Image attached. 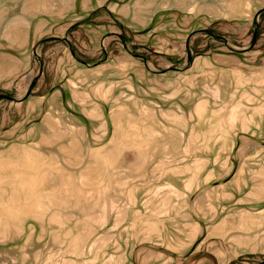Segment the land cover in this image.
<instances>
[{"label": "crops", "instance_id": "obj_1", "mask_svg": "<svg viewBox=\"0 0 264 264\" xmlns=\"http://www.w3.org/2000/svg\"><path fill=\"white\" fill-rule=\"evenodd\" d=\"M0 2V87L33 67L25 45L39 30L49 29L37 40L64 42L43 51L57 58L49 63V84L44 80L31 88L35 105L28 116L39 108L31 127L16 123L5 130L12 137L0 155V199L41 201L35 210L24 203L29 207L16 216L57 211L63 221L51 226L40 220L41 230L73 232L77 240L75 233L89 232L90 244L95 240L99 249L89 264H172V258L162 259L161 248H177L179 239L183 246L209 247L221 263L229 255L264 249V59L215 48L192 55L182 81L187 92L163 105L158 94L144 95L150 87L160 92L161 82L132 80L131 67L144 69L146 78L159 73L144 62L140 67L141 57L115 49L117 31L95 20L104 11L134 39L169 41L180 36L161 31L175 24L171 16L202 28L244 20L264 0ZM80 24L91 31L87 40L98 36L99 58L85 60L69 42V29ZM153 49L165 56L174 52L162 44ZM249 51L255 49L240 52ZM84 52L94 55L96 49ZM198 73L211 79L195 86ZM131 87L143 92L131 98ZM25 92L22 100L29 96ZM168 103L178 113H168L169 126L162 128V107ZM50 199L68 202L50 206ZM1 239L2 234L0 246Z\"/></svg>", "mask_w": 264, "mask_h": 264}, {"label": "rangeland", "instance_id": "obj_2", "mask_svg": "<svg viewBox=\"0 0 264 264\" xmlns=\"http://www.w3.org/2000/svg\"><path fill=\"white\" fill-rule=\"evenodd\" d=\"M260 1H258V4ZM1 3V2H0ZM33 3L36 5H41L42 0H33ZM33 4V5H34ZM34 5V6H36ZM263 6V5H262ZM261 6V7H262ZM260 8V7H259ZM258 8V9H259ZM256 12V11H255ZM84 14V13H83ZM254 14V13H253ZM248 14L246 19L237 20V21H223L218 23H209L204 27H207L211 32H197L191 36L189 41V48L191 55H195L199 52H205L206 50H225L227 55L233 53H238V55H245L246 57H253L255 59H264V11H262L258 16L257 20L253 22V15ZM95 17V13L93 14ZM171 20H174V25H171L170 28L161 30L163 31H172L173 35H177V32L180 36L177 38L175 36H170L169 41H160L157 38H154L152 41H148L143 37L134 39L131 36H128V32L119 29V26L114 22L108 15L102 11L101 14H98V17L95 18L98 22H103L108 25V29L111 31H117L120 35L117 34L112 37L114 41H117L115 49H120L121 53H126L129 51L135 56H139L142 59H137V63L142 67V62L146 61L147 66L157 73L155 77L147 73V78L144 75L145 70L141 68H136L135 66L131 67L135 71V77L132 80H151V84L155 83V80L161 82L160 92H155L153 87L146 89L144 95L145 97H150L153 93L159 95L158 100L167 105V102L178 97H184L188 89L185 88L182 81L186 79L184 70H176L171 67H179L184 65L186 61V49H185V39L186 35L193 29L199 28L194 25L191 21H187V18L179 17H170ZM66 27V26H65ZM62 27L61 31L63 30ZM58 29V28H57ZM49 29H41L39 33H35L33 40L28 41L25 45L27 46L28 54L33 58V67L24 73L19 74L16 77V81L11 85H5L0 87V94L9 95L11 98H19L22 95L24 89L27 90L28 84L31 82L33 77L37 75L38 81L35 82L33 86L37 83L46 82L49 84L48 79L51 77L52 69L50 68V60L52 61L55 57V53L52 54H43V51L48 46H57L62 45L64 42L59 41V39H46L43 40L37 47L36 53L33 52L32 45L37 41V37H46ZM69 31L71 40L70 43H74V46L77 52L85 59L92 60L99 58L102 53H97L99 51L98 36L97 39L90 42L86 39L87 34L90 35V30L83 29L80 25L72 27ZM57 32V31H56ZM54 32V33H56ZM255 33L254 42L251 43L253 39V34ZM60 35V33H57ZM126 40V43L122 42V39ZM111 39V38H108ZM108 39L105 40L104 44L107 43ZM139 42H144L140 44ZM157 44H162L163 46H168L173 48L174 52L172 54H161L158 51H155L153 48ZM126 45V47H125ZM177 46V47H175ZM95 48L96 52L94 55H90L85 50ZM255 49L253 52L241 53V49ZM260 49L263 52H260ZM180 54V55H178ZM166 69L168 72L162 73L161 70ZM39 70L43 73L39 74ZM165 70V71H166ZM210 73V72H209ZM209 73H198L195 77V86H197V80H210L211 77L208 76ZM212 76L214 74H211ZM150 77V78H149ZM154 78V79H153ZM40 80L42 82H40ZM149 82V83H150ZM182 82V84H181ZM152 86V85H151ZM158 86V87H159ZM33 87V89H34ZM207 88V87H202ZM32 89V90H33ZM130 96L137 95L138 92H143L141 88H130ZM160 93V94H159ZM25 94V93H24ZM142 94V93H141ZM35 91L29 92V96L24 98L22 101H14L9 97H0V155L3 150L7 147L5 145L10 141L12 136L5 134V130L9 129L11 124H19L21 129L25 127H31L33 118L38 115L39 108L36 109L37 113L29 114L28 111L33 109V96ZM178 100V99H177ZM179 100H183L180 98ZM152 102V101H151ZM171 102V101H170ZM172 104L168 103L167 107H162L161 115L162 119V128L169 126V118L166 117L168 113L177 115L178 110L175 111L171 108ZM29 109V110H28ZM173 111V112H172ZM184 112L180 111L179 116L183 117ZM2 159H0L1 161ZM0 162V169H1ZM4 185H1L3 188ZM162 189H166L163 187ZM3 195L9 196L8 193H3ZM30 202L33 207V210L40 208L35 203L41 204V201L33 200H11V199H0V227L2 234V246H0V264H74L73 261H70L71 257L78 256L82 261L81 264H89L90 258L94 259L97 255L98 248L95 247L96 241L90 244L89 232L82 231L77 232L76 237L79 240L73 238V232L55 230L52 227L49 231H43L40 229V220L47 219V222L51 226L56 224V221L62 219L63 217L57 216V211L50 213L48 217L42 215H29V216H16L15 211H24L29 205L24 203ZM68 201L65 200H46V204L50 203L51 205L65 207L64 203ZM67 205V204H66ZM37 207V208H35ZM29 219L28 221H26ZM39 219V220H38ZM30 221V222H29ZM39 226V229L35 230V225ZM167 227L169 224H166ZM180 231H184L183 226L176 227ZM28 230V232L22 231ZM70 236V238H68ZM181 238H184L183 236ZM167 242V241H166ZM106 243L105 239H99L98 244ZM168 243V242H167ZM163 254V260H169L172 258V264H255L264 259V249L256 252H248L238 256L227 257L225 260L227 262L221 263L218 258L213 256L210 248L202 244L195 246V243L192 245L183 246V242L179 239L177 248H161ZM105 251V250H104ZM104 254V253H102ZM168 254V255H167ZM94 256V257H93ZM110 259V256H101L100 259ZM229 258V259H228ZM118 263H121L119 260Z\"/></svg>", "mask_w": 264, "mask_h": 264}, {"label": "water", "instance_id": "obj_3", "mask_svg": "<svg viewBox=\"0 0 264 264\" xmlns=\"http://www.w3.org/2000/svg\"><path fill=\"white\" fill-rule=\"evenodd\" d=\"M262 11H264V5H263L262 7H260L259 9H257L256 12L254 13V16H253V22H255V21L257 20V16H258ZM197 32H211V31H210L207 27H205V28H197V29H193L192 31H190V32L186 35V39H185L186 61H185L184 65L179 66V67H171V68H174V69H176V70H184V69H186V68L190 65V63H191L193 57H192V55H191V53H190L189 41H190L191 36L194 35V34L197 33ZM116 34H117L118 36L120 35L119 33H116ZM121 39H122V38H121ZM254 39H255V33L253 34V39H252L251 43L254 42ZM43 40H44V39L41 38V39H38V40L34 43V45H33V47H32L34 53H36L35 51H36V47L38 46V44L41 43ZM122 42L125 43L123 39H122ZM125 47H126V45H125ZM126 48H127V47H126ZM244 49H246V48H244ZM144 63H145L146 66H147V62L144 61ZM147 67H148V66H147ZM148 68H149V67H148ZM149 69L152 70V71H155V70H153V69H151V68H149ZM165 70H166V69H163V70H161V71L163 72V71H165ZM40 73H41V70H39V74H40ZM36 78H37V75H36L35 77H33V79L31 80V82L29 83L28 88H27V90H26V92H25V96L30 92V90H31V88H32V85H33V81H34ZM0 96H2V95L0 94ZM14 99H15V100H22L23 98H22V97H19V98H14ZM255 264H264V259L261 260L260 262L255 263Z\"/></svg>", "mask_w": 264, "mask_h": 264}, {"label": "trees", "instance_id": "obj_4", "mask_svg": "<svg viewBox=\"0 0 264 264\" xmlns=\"http://www.w3.org/2000/svg\"><path fill=\"white\" fill-rule=\"evenodd\" d=\"M45 40V39H44ZM124 40V39H123ZM124 42H125V40H124ZM75 49H74V47H73V45H71V51L73 52V54H74V56L77 58V59H80V57H79V55L74 51ZM36 80V79H35ZM35 80L33 81V85H34V83H35ZM32 85V86H33ZM2 96H0V97H9V95H6V94H1ZM10 98V97H9Z\"/></svg>", "mask_w": 264, "mask_h": 264}]
</instances>
